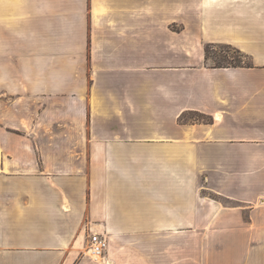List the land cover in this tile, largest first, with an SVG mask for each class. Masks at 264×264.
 <instances>
[{"label": "crops", "instance_id": "0c3cea01", "mask_svg": "<svg viewBox=\"0 0 264 264\" xmlns=\"http://www.w3.org/2000/svg\"><path fill=\"white\" fill-rule=\"evenodd\" d=\"M0 264H264V0H0Z\"/></svg>", "mask_w": 264, "mask_h": 264}, {"label": "rangeland", "instance_id": "374dc122", "mask_svg": "<svg viewBox=\"0 0 264 264\" xmlns=\"http://www.w3.org/2000/svg\"><path fill=\"white\" fill-rule=\"evenodd\" d=\"M210 55L213 58L209 59L210 63H249L247 56H240L237 51L227 47L226 45H218L214 48H210ZM218 56V58H217ZM215 58V59H214Z\"/></svg>", "mask_w": 264, "mask_h": 264}, {"label": "built area", "instance_id": "2783aa9c", "mask_svg": "<svg viewBox=\"0 0 264 264\" xmlns=\"http://www.w3.org/2000/svg\"><path fill=\"white\" fill-rule=\"evenodd\" d=\"M107 233L91 232L88 236V254L95 260H100L105 256L108 249Z\"/></svg>", "mask_w": 264, "mask_h": 264}, {"label": "trees", "instance_id": "16d2710c", "mask_svg": "<svg viewBox=\"0 0 264 264\" xmlns=\"http://www.w3.org/2000/svg\"><path fill=\"white\" fill-rule=\"evenodd\" d=\"M218 45H226L227 47L231 48V49H234L235 51H237L239 53V55L242 57V56H246L245 54H243L239 49H237L236 47L230 45V44H214V43H207L206 44V58L207 59H211L213 58L212 55H210V48H214ZM218 58V56H217ZM215 59V58H214ZM214 65L216 66H229V65H234V66H237V65H244V64H250V63H228V64H223V63H213Z\"/></svg>", "mask_w": 264, "mask_h": 264}]
</instances>
